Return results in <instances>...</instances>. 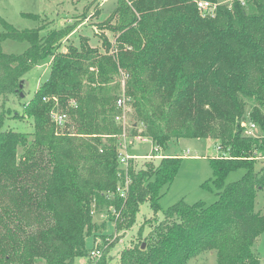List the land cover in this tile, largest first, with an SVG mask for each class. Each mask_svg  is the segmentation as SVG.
<instances>
[{
    "label": "trees",
    "instance_id": "1",
    "mask_svg": "<svg viewBox=\"0 0 264 264\" xmlns=\"http://www.w3.org/2000/svg\"><path fill=\"white\" fill-rule=\"evenodd\" d=\"M200 1L215 9L202 13ZM218 2L117 0L108 21L114 26H105L116 43L103 36V51L89 38L62 50L69 26L42 36V27L19 31L0 16L3 104L21 98L26 76L51 60L49 78L21 113H11L34 131L6 130L0 114V264H74L77 257L111 264L119 238L104 234L106 224L94 215L105 214L117 233L128 231L145 203L154 217L116 264H188L205 251L216 253L217 264H261L254 245L264 233V211L255 210L264 192V0ZM9 39L30 46L7 54ZM123 93L136 117L131 134L148 138L159 152L181 139L217 142L222 155L210 159L213 204L181 200L157 218L183 158L120 166L123 128L116 117ZM53 112L67 114L63 127ZM252 124L248 135L244 125ZM238 170L244 176L227 184ZM92 237L100 240L99 259L88 247Z\"/></svg>",
    "mask_w": 264,
    "mask_h": 264
},
{
    "label": "rangeland",
    "instance_id": "2",
    "mask_svg": "<svg viewBox=\"0 0 264 264\" xmlns=\"http://www.w3.org/2000/svg\"><path fill=\"white\" fill-rule=\"evenodd\" d=\"M219 5H230L234 0H218ZM245 2V0H240ZM117 0H0V16L19 31L35 30L41 28V35H46L49 31L55 29L73 28L72 32L62 43V50L66 51L67 46L78 45L83 38L90 39L92 48H99L103 51L102 38L105 36L112 44H115L117 35L108 30L106 25L114 26L108 23L110 17L116 9ZM34 16V17H32ZM44 27V28H43ZM30 44L28 42H17L6 40L3 43V50L7 54H23ZM51 60L47 59L37 65L25 79L23 95L21 98L9 97L7 103L0 100V114L4 115V129L14 130L21 133H32L33 125L28 122H21L13 119L12 112L21 113L26 103L34 97L38 88L50 76ZM128 74L121 75V82L125 83ZM126 96L124 93L122 97ZM127 137L121 138L126 142L128 152L140 157L133 164L136 168H143L148 162L158 164L160 160L167 155L179 156L183 158L181 168L174 183L164 191L160 200L161 211L157 214L159 220L164 219L165 211L184 200L188 204L204 202L207 205L213 204L217 200L216 189L213 186V170L210 165V159L221 157L218 150V144L214 140L200 139H181L170 145L167 152H157L160 157L156 159H143L146 156H152L154 144L148 138L143 141L138 135H132L130 130L136 122L134 109L127 103ZM247 125V124H246ZM63 134V130H59ZM149 164V163H148ZM261 164L257 165L260 170ZM245 174L244 170L232 172L227 177L226 183L239 181ZM205 183L209 184L210 189L203 188ZM257 212L264 211V192L260 191L255 202ZM154 217L153 211L147 203L140 207L137 216V223L131 230H121L117 233L116 223L108 221L106 215L95 214L94 218L98 224H106L105 233L113 238L118 237L119 242L115 249L109 254L113 259L111 264H116L119 254L125 248L138 241L139 229L146 219ZM148 229L145 230L147 235ZM97 241H96V240ZM96 244V245H95ZM100 244L98 238H90L88 247H97ZM254 251L259 256L261 264H264V233L257 239L254 245ZM110 260V259H109ZM36 264H47L40 259ZM74 264H89L83 257H77ZM188 264H217V255L215 252L205 251L192 259Z\"/></svg>",
    "mask_w": 264,
    "mask_h": 264
},
{
    "label": "built area",
    "instance_id": "3",
    "mask_svg": "<svg viewBox=\"0 0 264 264\" xmlns=\"http://www.w3.org/2000/svg\"><path fill=\"white\" fill-rule=\"evenodd\" d=\"M198 8L202 13L205 12H212L215 9V6L209 2V1H200L198 2ZM127 103L130 105V98L124 96L121 99L118 100L117 102V108L120 110V113L116 117L117 123L123 128V133L121 135V138H126L127 137ZM52 119L57 125V127H63L68 119L67 114H64L62 112H53L52 114ZM247 128L246 134L251 135L253 134V131L255 130V125H249L246 126ZM132 127V126H131ZM141 139H144L143 141H147L145 138L140 137ZM219 152H221L220 147L218 146ZM154 152H159L158 147H154ZM158 154V153H157ZM119 164L122 168L128 169L130 167V163L134 162L137 158L139 159L140 157L133 156L131 155L126 146V142L122 139H120V150H119ZM156 158H162L158 155H152V156H146L143 159H156ZM128 185H129V180L127 179L126 182V187L124 189H119L121 192L122 197L126 195V192L128 190ZM91 256L94 258H100L102 256V250L98 247H95L94 250L91 252Z\"/></svg>",
    "mask_w": 264,
    "mask_h": 264
},
{
    "label": "water",
    "instance_id": "4",
    "mask_svg": "<svg viewBox=\"0 0 264 264\" xmlns=\"http://www.w3.org/2000/svg\"><path fill=\"white\" fill-rule=\"evenodd\" d=\"M20 88H23V84H21ZM23 95V94H22ZM144 247V246H143Z\"/></svg>",
    "mask_w": 264,
    "mask_h": 264
},
{
    "label": "crops",
    "instance_id": "5",
    "mask_svg": "<svg viewBox=\"0 0 264 264\" xmlns=\"http://www.w3.org/2000/svg\"><path fill=\"white\" fill-rule=\"evenodd\" d=\"M153 144V143H152ZM154 146V145H153Z\"/></svg>",
    "mask_w": 264,
    "mask_h": 264
}]
</instances>
